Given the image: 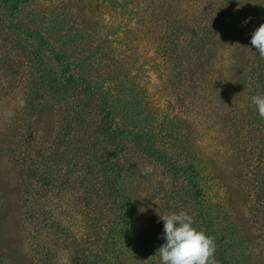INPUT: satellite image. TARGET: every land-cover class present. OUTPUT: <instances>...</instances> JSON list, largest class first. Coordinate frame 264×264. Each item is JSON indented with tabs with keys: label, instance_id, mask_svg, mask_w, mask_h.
Here are the masks:
<instances>
[{
	"label": "rangeland",
	"instance_id": "374dc122",
	"mask_svg": "<svg viewBox=\"0 0 264 264\" xmlns=\"http://www.w3.org/2000/svg\"><path fill=\"white\" fill-rule=\"evenodd\" d=\"M262 16L264 0H0V264H159L158 213L180 211L216 264H264Z\"/></svg>",
	"mask_w": 264,
	"mask_h": 264
},
{
	"label": "clouds",
	"instance_id": "9594fccd",
	"mask_svg": "<svg viewBox=\"0 0 264 264\" xmlns=\"http://www.w3.org/2000/svg\"><path fill=\"white\" fill-rule=\"evenodd\" d=\"M250 19V18H249ZM248 23V19L242 24ZM250 44L264 58V23L251 33ZM260 119L264 120V94L251 97ZM151 166H145L142 174H150ZM163 243L156 250L159 264H216L214 238L195 226L193 216L185 211L161 215Z\"/></svg>",
	"mask_w": 264,
	"mask_h": 264
},
{
	"label": "trees",
	"instance_id": "16d2710c",
	"mask_svg": "<svg viewBox=\"0 0 264 264\" xmlns=\"http://www.w3.org/2000/svg\"><path fill=\"white\" fill-rule=\"evenodd\" d=\"M262 17H264V16H262ZM263 20L264 19H262V21ZM258 78H259V81L261 83H263V81H264V64L263 63H260V65H259ZM78 182H80V181H78ZM31 187H32V185L30 186V188Z\"/></svg>",
	"mask_w": 264,
	"mask_h": 264
}]
</instances>
